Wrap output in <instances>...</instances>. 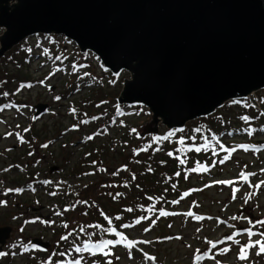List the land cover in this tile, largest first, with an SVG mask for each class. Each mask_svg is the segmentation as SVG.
I'll return each instance as SVG.
<instances>
[{
    "label": "rangeland",
    "instance_id": "374dc122",
    "mask_svg": "<svg viewBox=\"0 0 264 264\" xmlns=\"http://www.w3.org/2000/svg\"><path fill=\"white\" fill-rule=\"evenodd\" d=\"M3 31L0 28V35ZM6 68L26 79L5 85L8 99L0 95V227L12 228L0 264H264L258 245L246 249V260L239 259L241 246L250 240L264 242V225L254 223L264 220V123L262 128L228 131L227 140L233 144L222 171L214 170L211 174H217L208 175L204 183L196 182L197 196L180 210L193 213L192 221L176 218L165 224L170 232L164 233L159 231L163 220L158 224L136 220L128 227H115L122 236L118 233L112 241L120 243L107 244L109 238L94 244L77 240L73 246L66 244L62 260L53 262L60 238L75 231L78 202L84 205L86 196H100L137 150L156 141L138 134L151 114L145 106L118 103L124 80L130 78L128 71L114 75L94 53L81 52L62 35L27 37L0 59V70ZM263 98L264 89L248 97L256 106ZM40 103L47 109L35 117ZM229 104L236 107L230 101L220 109ZM197 120L187 122L184 129ZM165 130L159 124V132ZM131 134L134 137L127 142ZM248 228L253 235L243 231ZM233 233V240L225 239ZM33 238L50 245L33 246ZM128 241H135L131 248ZM96 253L103 258L95 259L91 254Z\"/></svg>",
    "mask_w": 264,
    "mask_h": 264
},
{
    "label": "water",
    "instance_id": "95a60500",
    "mask_svg": "<svg viewBox=\"0 0 264 264\" xmlns=\"http://www.w3.org/2000/svg\"><path fill=\"white\" fill-rule=\"evenodd\" d=\"M0 28V59L27 37L56 34L113 74L128 71L117 100L149 110L141 138L264 89V0H0ZM35 108L38 117L47 105ZM11 232L0 227V253Z\"/></svg>",
    "mask_w": 264,
    "mask_h": 264
},
{
    "label": "trees",
    "instance_id": "16d2710c",
    "mask_svg": "<svg viewBox=\"0 0 264 264\" xmlns=\"http://www.w3.org/2000/svg\"><path fill=\"white\" fill-rule=\"evenodd\" d=\"M28 58L26 56L22 63ZM13 73L10 68L0 70V95L7 99L10 92L7 93L6 86L9 87L16 80L26 79L25 76L20 78L17 73L13 76ZM234 101V109L229 104L185 129H166L155 136L156 141L142 146L130 162L124 163L126 169L117 173L114 182L101 188L100 196H86L84 205L78 202L79 217L75 231L70 230L66 237L60 238L61 243L57 245L59 253H55L57 257L53 262L65 257L67 243L73 246L77 240L79 243L84 241V244L104 243L108 238V241H112L117 234L110 229H122L136 220L146 224H158V221L163 220L159 231L164 233L170 232L166 230L165 224L176 218L191 220L193 216L185 215L180 210L187 208L188 200L197 196L199 184L196 182L204 183L208 175L217 174H211L214 170H218V173L222 171L221 166L229 159V148L233 144L227 140L228 131L262 128L264 123V98L260 100L259 107L248 98ZM78 114L81 118L85 116L84 113ZM130 136L127 142L134 137L133 134ZM109 166L110 163L105 164V170H109ZM164 209L177 214L161 215ZM100 254L91 255L98 260L104 256Z\"/></svg>",
    "mask_w": 264,
    "mask_h": 264
},
{
    "label": "snow or ice",
    "instance_id": "6c2138e0",
    "mask_svg": "<svg viewBox=\"0 0 264 264\" xmlns=\"http://www.w3.org/2000/svg\"><path fill=\"white\" fill-rule=\"evenodd\" d=\"M56 99L59 100L60 97H56ZM73 111H75V110H73ZM245 119H247V118L245 117ZM88 139H91V137H89ZM241 147H245L246 148L248 146H243L242 145ZM198 150L199 149H197V151ZM233 151H234V149H233ZM176 175H179V173H176ZM242 178L247 179V177L246 176H243V174H242ZM218 183H231V182L230 181H221V182H218ZM261 183L264 184V181H262ZM255 187L259 188L260 185H256ZM8 191H17V192H19V191H22V189H15V190L9 189ZM234 192H235V190H234ZM52 194L55 195V193H52ZM233 198H235V195H234ZM188 214L189 215H192L191 213H188ZM161 215H166V213H163L162 212ZM37 219H39V218H37ZM196 219L197 220L203 219V217L197 216ZM233 219H235V217H233ZM245 219H247V218H245ZM137 222H139V221H137ZM250 223H251V221H250ZM254 223L255 224H262V225H264V220H258V221H255ZM124 227H128V225H125ZM244 231L248 232L249 236L253 235V232H252V229L251 228L245 229ZM235 235H236V233H233V235L227 236V237H225V239L226 240H233V238H234ZM261 235H264V233H261ZM120 242L121 241H107V244L120 243ZM134 243H135V241H128V247L131 248ZM144 243H148V241H145ZM209 243L212 244V247L213 248L216 246L211 241ZM216 243H223V241H217ZM237 243H238V241H237ZM257 245L259 246V252L257 253V255H259L261 253H264V242H262L261 240H256L254 242L250 240L248 244L241 246V248H240V254H239V259L246 260L248 258L246 249H248L250 247H255ZM228 250H229L228 248L221 249V251H223V252H227ZM25 251H27V249H25ZM0 255H3V253H0ZM199 258L200 257H197V259H199ZM76 264H79V261H77Z\"/></svg>",
    "mask_w": 264,
    "mask_h": 264
}]
</instances>
